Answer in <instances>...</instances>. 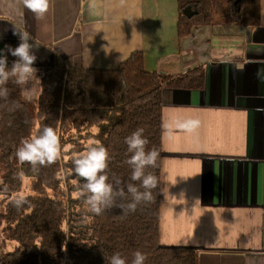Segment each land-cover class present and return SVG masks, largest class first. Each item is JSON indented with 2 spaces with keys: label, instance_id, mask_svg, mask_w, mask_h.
Wrapping results in <instances>:
<instances>
[{
  "label": "crops",
  "instance_id": "1",
  "mask_svg": "<svg viewBox=\"0 0 264 264\" xmlns=\"http://www.w3.org/2000/svg\"><path fill=\"white\" fill-rule=\"evenodd\" d=\"M178 8L49 0L37 18L23 0H0V48L27 34L35 88L58 61L116 70L135 52L149 72L204 70L203 87L163 92L160 244L197 251L199 264H264V5L254 25H198L183 37ZM5 54L7 65L18 59ZM13 247L0 227V257Z\"/></svg>",
  "mask_w": 264,
  "mask_h": 264
},
{
  "label": "trees",
  "instance_id": "2",
  "mask_svg": "<svg viewBox=\"0 0 264 264\" xmlns=\"http://www.w3.org/2000/svg\"><path fill=\"white\" fill-rule=\"evenodd\" d=\"M178 7L182 37L198 25L248 26L259 20V0H178ZM188 8L194 12L191 17L185 14ZM40 72L35 134L44 126L56 129L60 157L39 165L40 174L30 180L31 194L17 207L13 201L24 190V176L15 153L32 135L34 115L23 85L10 81L9 97L0 99V227L3 247H14L1 254L0 264H107L114 252L130 264L136 250L147 255L145 264H199L197 251L160 244L162 107L164 90L203 87L204 70L149 72L143 53L135 52L116 70L77 69L58 61ZM13 102L19 107L9 111ZM138 127L148 139L146 151L158 152L155 167L145 169L158 179L152 200L141 202L135 211H123L119 205L130 197L116 195L113 206L101 214L87 212L77 194L80 186L68 174L73 156L101 142L110 156L109 182L114 189L126 190L127 183L139 184L130 179L126 161L131 153L124 142Z\"/></svg>",
  "mask_w": 264,
  "mask_h": 264
},
{
  "label": "clouds",
  "instance_id": "3",
  "mask_svg": "<svg viewBox=\"0 0 264 264\" xmlns=\"http://www.w3.org/2000/svg\"><path fill=\"white\" fill-rule=\"evenodd\" d=\"M260 2L264 5V0ZM23 6L33 12L37 18H42L49 8V0H23ZM29 41L26 33H20L18 46L5 45V48H0V99L7 100L9 97L8 84L10 81L17 85L27 84L32 73L36 71L33 67L36 55ZM5 49L8 54L18 58L13 61L11 68L7 66L8 57ZM18 107L19 105L13 102L9 111H14ZM124 142L127 145V152L131 153L126 161L132 169L130 179L139 181V184L127 183L126 190L125 188L114 189L113 184L109 182L106 170L110 156L101 142L96 141L84 151L73 156L72 167L68 174L72 176L75 183L79 184L77 194L83 197V206L87 212L95 215L101 214L106 208L113 206L116 195L130 197L126 204L119 205L123 211L125 209L135 211L141 202L152 200L151 190L158 186V179L145 169L149 166L155 167L158 152L155 149L146 151L145 146L148 144V139L142 127H138L125 137ZM15 154L18 161L30 164L34 172L38 171V165L54 162L60 157L57 130L51 126H44L37 134L23 139ZM73 174H75L74 177ZM13 202L19 207L25 202V198L18 196ZM146 260L147 255L136 250L132 254L130 264H145ZM107 264H129V261L119 252H114L107 258Z\"/></svg>",
  "mask_w": 264,
  "mask_h": 264
},
{
  "label": "rangeland",
  "instance_id": "4",
  "mask_svg": "<svg viewBox=\"0 0 264 264\" xmlns=\"http://www.w3.org/2000/svg\"><path fill=\"white\" fill-rule=\"evenodd\" d=\"M36 80L34 79V77H31L30 80L27 82V84L24 85V97L25 100L27 101V103L30 106V110L32 112V114L34 115V127H33V132L32 135L35 134L36 130H37V121H36V113H37V107L34 104V99L37 96L38 90L37 88H35L34 83L36 84ZM39 86V83H37L36 87ZM22 167H23V181H24V190L22 192V194L20 196H28L31 194V190H30V180L33 177H37L40 174V166L38 165V171H33V168L30 164H28L27 162L21 163ZM0 184H1V179H0ZM1 195V194H0Z\"/></svg>",
  "mask_w": 264,
  "mask_h": 264
},
{
  "label": "water",
  "instance_id": "5",
  "mask_svg": "<svg viewBox=\"0 0 264 264\" xmlns=\"http://www.w3.org/2000/svg\"><path fill=\"white\" fill-rule=\"evenodd\" d=\"M187 10L190 11V12H191L192 10H191L190 8H188V9L185 10V14H186L188 17H191V16L194 14V12H191V13H192V14H191V13L188 12Z\"/></svg>",
  "mask_w": 264,
  "mask_h": 264
}]
</instances>
